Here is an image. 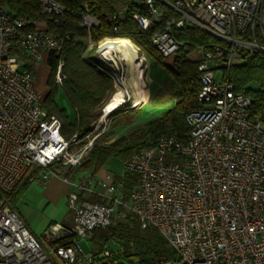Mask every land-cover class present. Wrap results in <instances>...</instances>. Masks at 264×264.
<instances>
[{"label":"built area","instance_id":"obj_1","mask_svg":"<svg viewBox=\"0 0 264 264\" xmlns=\"http://www.w3.org/2000/svg\"><path fill=\"white\" fill-rule=\"evenodd\" d=\"M39 1L41 12L56 20L65 11L55 0ZM132 1L146 6V16L134 15L143 31L159 23L165 9L177 13L151 37L163 58L183 46L174 27L195 25L219 40L190 52L199 72L198 106L185 115L184 138L149 139L123 162L120 177L107 169L101 177L91 173L69 181L73 224L55 222L40 235L16 213L9 194L22 178L45 181L56 173L66 178L81 166L111 118L102 114L84 136L65 138L60 118L43 107L32 65L43 53L60 52L67 35L29 28L0 2V264H128L122 253L85 251L79 241L97 228L119 226L155 229L174 252L134 264H264V110L251 115V98L236 92L225 75L241 66L248 52L264 53V0ZM158 4L166 8L161 11ZM79 20L88 31L98 25L87 10ZM108 39L94 42L89 35L85 45L96 48L97 60L116 85L120 78L99 53ZM61 67L60 61L59 85ZM92 194L99 198L89 200ZM126 259L132 263L133 253Z\"/></svg>","mask_w":264,"mask_h":264},{"label":"trees","instance_id":"obj_2","mask_svg":"<svg viewBox=\"0 0 264 264\" xmlns=\"http://www.w3.org/2000/svg\"><path fill=\"white\" fill-rule=\"evenodd\" d=\"M55 1L65 8L58 20L41 12L39 0H0L10 16L26 19L29 22V28L42 23L49 34L62 37L67 35L60 52L51 51L47 54L49 75L46 83L49 91L42 103L49 115L60 118L65 138H70L74 134H80L82 137L92 130L98 117L97 109L102 107L113 89V78L107 70L102 68V64L89 55H82L89 35L94 42L106 37L131 40L150 57L149 61L152 63L150 68L155 74L149 80L153 90L151 94L159 95L154 93L155 84L159 78L164 77L162 80H168L170 91L179 97L174 105L169 108L159 107L156 115H150L141 125L129 129L111 143L95 142L81 165L84 168L96 169L109 159L125 161L132 152L146 146L149 139H155L161 135L184 138L188 131L185 115L197 108V97L200 91L197 61L191 58L190 52L196 45H206L219 40L195 25L174 27L173 36L177 41L182 42L183 46L166 61L152 43L151 37L155 31L163 28L169 17H178L173 10L165 9L160 22L152 23L146 31H143L139 28L134 15L137 13L147 15L144 4L135 3L132 0ZM85 10L98 20V25L90 31L79 23V17ZM60 61L62 62V83L59 85L55 81V74ZM26 67H31L30 62H26ZM225 75L236 92L245 93L251 98L250 114L259 115L264 110V53L248 52L243 64L226 69ZM59 87L64 91L73 109V120L68 118L65 109L60 108L54 100ZM146 112L147 110L139 107L132 111L116 113L109 122L107 133L104 132V140L111 139L118 127L145 117ZM83 142L81 141V144ZM28 183L27 178H22L18 182L9 194L11 204L20 198ZM124 228L126 227L97 228L94 230V238L96 237L101 245L109 238L122 240L126 237L123 233ZM138 250L135 254L139 263L174 256L170 246L155 229L145 230V235L138 244Z\"/></svg>","mask_w":264,"mask_h":264},{"label":"rangeland","instance_id":"obj_3","mask_svg":"<svg viewBox=\"0 0 264 264\" xmlns=\"http://www.w3.org/2000/svg\"><path fill=\"white\" fill-rule=\"evenodd\" d=\"M158 8L161 11H163L166 7L162 4H158ZM132 44L134 46L132 45L131 47L130 45L129 46L127 45L128 48L126 47L127 49H125V54L129 58V60H127V63L123 64L122 69H121L122 73L125 74V76L127 75L126 77L129 83L127 85V88L129 89V93L127 95L128 98H127L126 103L116 108L114 111L110 112L108 117L112 118L116 115V113L132 111L139 107H141L143 110H147V112L144 115L145 117H140L139 119H136L134 122L128 125H123L115 129L116 133L111 139L104 140L105 134L102 133L95 139L94 143L95 142H100L102 144L111 143L114 139L125 134L129 129L141 125L144 121H146L147 117H150V115H154L155 113H157L156 111L159 107L169 108L172 105H174L175 102L178 101L179 99L177 94L172 93L170 91L171 88L168 84V80L167 79L162 80L164 77L159 78L155 84L157 88L155 87L156 92L154 90V93H157L159 95L155 96L153 93L151 94L153 90L150 87L149 80L153 78L155 74L152 73V68H150L151 67L150 64H152L151 61H149L150 57H149V60H147V55H145L144 53L141 54L133 42ZM95 49H96L95 47L88 48L85 45L82 55L84 54L87 56L89 55L90 57L97 60L98 58L96 56ZM170 56L164 59L168 61ZM141 60L145 61V63H142ZM107 67L111 69L113 68L117 76L121 78L120 72L116 70L114 66L109 67V65H107ZM48 72H49L48 68L44 67L41 70L37 71V74L35 75V79H34V86L37 92L42 94L41 95L42 101L44 100L46 96L44 94L45 93L44 91L47 88L46 79L48 76ZM219 77H220V70L217 71V79H219ZM121 85H122L121 79L119 80V82L117 81L116 85L113 84V89L110 91L107 99L111 98L110 96L113 95L115 91L121 87ZM54 100L60 108L65 109L68 118L70 120H73V116H74L73 109L71 105L69 104L66 98V95L61 87L58 88L57 93L54 96ZM140 104L142 105L140 106ZM97 113H98L97 119L101 118L103 114L101 108L97 109ZM107 131L108 129L106 130V133ZM123 162L124 161H121L119 159H111L109 162V166L112 168L111 171L114 172L117 176H121L122 174ZM67 194H68V191L64 198L65 205H66L65 211L74 207V203L70 202V200L67 198ZM89 200L92 201L94 199L91 198ZM123 233H125L126 235L125 239L121 240V239H116V238H109V240L106 241L102 245L98 242L96 237L94 238V231L91 233L92 237L90 236L82 237V238H79V241L85 251L100 252L102 248H106V249H109L111 251L118 253V255L122 253L123 261L127 262L128 264L139 263L136 259L135 253L139 251L138 244L141 243L142 236L145 235V230L141 231L138 228H134V229L124 228ZM130 253L131 254L133 253L132 263L128 262V260L126 259L127 256L130 255Z\"/></svg>","mask_w":264,"mask_h":264},{"label":"crops","instance_id":"obj_4","mask_svg":"<svg viewBox=\"0 0 264 264\" xmlns=\"http://www.w3.org/2000/svg\"><path fill=\"white\" fill-rule=\"evenodd\" d=\"M44 24L38 23L37 26L44 29ZM48 53H43L41 59L36 61L32 68L35 75L38 70L47 66L46 59ZM49 75V72H48ZM48 78V76H47ZM47 81V79H46ZM47 85V84H46ZM36 89V88H35ZM37 91V90H36ZM49 91L47 86L45 95ZM40 96L42 94L38 93ZM142 104H140L141 106ZM103 113V112H102ZM106 161L98 168H84L82 165L70 171L66 178L60 174H52L45 181H29L28 186L23 190L20 198L12 206L16 213L24 220L29 230L35 235H40L51 224L60 222L63 225L71 226L73 224V208L65 211V195L69 190V181L84 179L95 173L101 177L105 170H111L109 162ZM120 177V176H118ZM86 195V194H85ZM98 199L95 194L88 196V199Z\"/></svg>","mask_w":264,"mask_h":264},{"label":"bare ground","instance_id":"obj_5","mask_svg":"<svg viewBox=\"0 0 264 264\" xmlns=\"http://www.w3.org/2000/svg\"><path fill=\"white\" fill-rule=\"evenodd\" d=\"M103 48L99 50L100 56L106 61L111 63L116 70L120 72L122 85L119 89L111 95L108 101L104 105L103 115H107L110 112L114 111L116 108L120 107L127 101V95L129 89L127 88L128 79L127 75L122 73L121 69L124 63H127L129 58L125 54V49L127 45L132 47V42L126 38H113L108 39L103 43ZM134 46V45H133ZM127 47V48H126Z\"/></svg>","mask_w":264,"mask_h":264}]
</instances>
